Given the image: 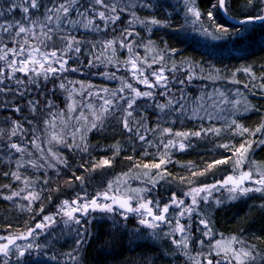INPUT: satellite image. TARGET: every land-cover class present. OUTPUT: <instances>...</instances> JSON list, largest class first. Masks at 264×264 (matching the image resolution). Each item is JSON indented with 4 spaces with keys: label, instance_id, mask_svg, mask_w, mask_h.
<instances>
[{
    "label": "trees",
    "instance_id": "16d2710c",
    "mask_svg": "<svg viewBox=\"0 0 264 264\" xmlns=\"http://www.w3.org/2000/svg\"><path fill=\"white\" fill-rule=\"evenodd\" d=\"M0 2L6 3L7 0H0ZM132 2L136 4V7L127 13H122L121 19L114 25L109 24L107 28H104L103 22L97 20L96 23L100 24L103 30L88 31L79 27L74 31L73 34L83 42L84 46L80 54H70L73 58L68 61L67 67H77L80 68V71L48 74L47 79L44 78L43 72L38 71L40 75L30 72L35 81L30 84L28 83L29 76L16 72L15 78L24 80L27 86L24 96H17L15 92L18 88L23 89L24 85H16L14 80H5L3 87H10L13 91L0 94V145H6L9 142L8 137L13 121H17L23 128V132L17 130V135L21 136L26 133L27 141L23 145L31 146V138L34 133L43 131V135H48L51 132L49 128L45 127L46 120L50 121L56 114L60 117L63 116V108L69 95L72 94L70 98L74 97V100L82 97L83 102L81 103L85 101L91 103L87 98L88 90L114 88L115 82L108 79L110 74L114 73L121 78H126L125 82L132 84L135 78L133 74H128L130 64L126 63L131 59L127 52L130 50L120 46V41L124 36H127L125 44L132 45L130 53H137L148 67L151 65L145 70V75L157 69L159 62H169L170 65L167 64V67L174 65L176 72H179L180 76L185 79L183 85L185 96L198 97L199 93L209 91L214 85L210 84L215 81L214 77L226 79L237 75L239 79L237 81H243L245 68H250L255 77L251 76L250 84L264 85V22L259 25H251L253 28L248 35L238 38L235 36L238 27L230 25L222 18L218 6L213 7L217 0H195V7L201 13L199 23L204 28L221 33L223 31H218L217 26L228 29L227 32L222 33V35L226 34L228 39L208 43L188 31L190 25L194 24L191 23L193 19L183 12L181 5H176L177 3L174 1L144 0V3L149 5L148 7H144L141 0H132ZM81 3L87 5L89 0H81ZM251 7H254V11L243 12L246 8ZM263 8L264 0H253L252 4H249L248 0H227L226 13L231 18L241 20L262 15ZM133 11L136 14L135 17L131 15ZM209 11L213 12L215 25L208 19ZM21 15L17 12L16 19H20ZM151 19H156L161 23L158 25L147 23ZM199 23H195V25H201ZM128 32L131 35H128ZM4 41L9 48L14 46L11 38L7 35L4 36ZM107 41H114V43L111 48L105 49ZM54 46H59V41H56L55 45L52 42H47V47L41 45V48L44 51H50ZM97 56L99 59H95ZM22 58L16 57L18 60ZM11 59H13V55L9 53L7 60ZM89 60L93 61L94 67L87 66ZM123 63L126 64L125 67H123ZM181 65L189 67L190 71H179L178 68ZM53 66L57 67V64L54 63ZM0 67L4 68L6 74L11 72L5 61H0ZM32 67L39 69L38 65H32ZM189 72H192L195 77L190 82L186 79ZM106 73L107 75H105ZM137 75L139 77L138 73ZM61 83L65 84V89L59 87ZM174 90L172 96L181 94L177 88ZM248 98L254 107L251 106L252 109L247 114L238 116L237 123L240 124L241 129L252 131L263 122L264 100L261 97ZM29 101L38 102L35 113L30 110ZM49 101L51 102L50 108L46 107ZM13 104L20 107L19 113L12 110ZM100 107L98 102L92 103L91 106L83 110V115L90 119V113L99 114ZM106 114L108 116H102V124L98 123L96 130L90 132L84 130L87 151L74 149L70 155L69 153H60L65 155L66 164V167L61 170L60 177L67 180V185H61L58 190L52 184L50 188H45L49 195H46L41 203H35L33 212L29 215L17 213L16 209L9 204L7 197L21 187V184L12 175L15 172L17 156L12 158V156L2 154L7 148L0 147V228L18 235L37 220L33 216L35 210H39L40 206H46L45 212L48 210L47 204L50 196H52L54 204L68 199V196L70 199L75 198L74 200H76L80 196L76 193L79 185L76 177H81L85 170H89L95 164L99 165L102 160H109L112 165L106 173L107 176H115L120 173L139 175L144 173L141 170L145 169L143 165L159 163L160 159L165 158L167 162L162 170L166 176L181 179V176L186 175L189 177L188 183H191L195 180L193 173L208 171L209 164L226 157V152L220 147L221 140L223 141L226 137L224 135H220V137L208 136L207 144L186 145L185 150L182 151H177L172 147L165 149L164 144L166 143L163 140L160 141L162 138L157 134L159 128L155 132L144 133L147 140L151 141V144H148L139 141L134 134L123 129L120 123L121 112H107ZM141 114L143 116L145 114L144 117L148 123L147 129L157 128L159 124L156 121L157 115L154 110L141 109L135 113L137 118ZM179 118L172 123H167L165 128L171 129L173 134L176 132L192 133L201 131L209 125H206L203 120ZM70 133L74 134L75 129H71ZM17 135L12 138L16 142L19 141ZM261 141H264V134ZM7 151L12 152L13 150L7 149ZM115 153L117 156L113 157ZM254 158L259 163H264V143L254 145ZM34 176L43 177L44 175L43 173H34L30 174L28 178ZM69 186L72 188L70 192L67 190ZM85 189L84 197L92 199L94 194L100 190V185L94 183L93 186H85ZM263 202L264 199L257 196L237 202H228L210 212L207 222L216 233L248 242L250 246L254 247L255 254L260 255L264 264ZM112 206L113 210H120L116 206ZM133 218L131 215L130 220L124 226L107 220L93 222L89 236L82 242L76 254L79 264H177L176 253L170 247L169 242L165 240L160 243L140 242L133 238L135 237ZM129 228L132 231H129Z\"/></svg>",
    "mask_w": 264,
    "mask_h": 264
},
{
    "label": "rangeland",
    "instance_id": "374dc122",
    "mask_svg": "<svg viewBox=\"0 0 264 264\" xmlns=\"http://www.w3.org/2000/svg\"><path fill=\"white\" fill-rule=\"evenodd\" d=\"M172 1L177 3L176 5H181L183 12H186L189 17H191V19H195V17L188 12V7L191 5H186L185 0ZM250 11H254V7L246 8L243 12ZM255 24L256 23H247L239 26L235 36L238 38L245 37L248 35L249 31L252 30L253 26L251 25ZM203 28L204 27H201V25L197 26L195 24H191L188 28V31L193 32L199 39H203L208 43L219 40L225 41L227 38L226 34L222 35L223 32H215L214 30H208V32H205ZM127 52L131 59L136 60L137 57L139 58V60H136L137 66L145 73V70H147L149 67L147 64H145V62L143 64L139 62L140 60L144 61L143 58L135 52ZM167 64H169L167 61L163 63L159 62V67L150 71V73L146 76L151 80L153 71L159 72L160 69L163 68L164 74L168 76L170 80L174 79L178 81L180 79H184L182 76H180L179 72H176V68L174 71H170V69H173L172 66L174 65L167 67ZM125 66L126 64L123 63V67ZM29 68H33L32 65H30ZM130 69L131 65L128 68V74L132 75L133 73ZM178 69L179 71H190V68H187L185 65H181ZM37 71L42 73L43 69L39 68ZM66 72L68 71H65V73ZM243 76L245 77L243 81H237L239 80L237 75L234 77H227L226 79L214 77L215 81L210 83L214 85L209 91H203L199 93L198 97L186 95V99L183 101V103L186 105V109L185 114L182 117L179 114H169L167 111L165 113H160L154 107V104L151 101L145 99H137L136 101V112L140 111L141 109L154 110V113L157 115L156 121L159 124V132L157 134H159V136L162 138L160 141L163 140L165 143H167L168 140H173L175 146H172V148L176 149L177 151H182L179 149L180 142H183L187 146H193L196 143L207 144L208 136H226L223 141L221 140V145H227L228 148L226 149L225 147L220 146L221 149L226 152L225 159L221 160H226V163L216 164L210 170L204 171L203 175H194L195 180L191 183H188L189 177L186 175L181 176V179L166 176L162 170L164 165H162L161 169L159 170L163 175V178H161L160 175H157L158 170L154 168L141 169L144 171V173L139 175L136 173H120L115 176H107L106 173L112 166L111 162L107 166L97 167L98 164H95L94 166L90 167L89 170L87 169L83 174H81L82 179H76L79 184L76 193L80 195L79 197L83 198V200H79L78 203L91 200L84 197V191H86L85 186H93L94 183H98V185H100V190L94 194V197H100L101 203L109 204L108 200H104L102 198V195L107 193L109 197L115 196L117 199H127L131 203L132 208L138 207L140 203H148L151 201V203L148 204V207L152 209L154 214L159 213L164 205H169L167 221H170V223L166 221L165 223L160 224L159 228L155 229V232L158 234L157 236H153L151 234L153 232L152 229L146 228L139 223L140 219H149L145 210L141 209L140 213L134 212L132 216L134 217L133 221L135 222L133 231L135 237L133 238L140 242L160 243L163 240L169 242L170 247H172L176 253L175 257L178 259L177 264H209V261H211L212 264H236V261L231 258V252L226 254L224 249L228 247L229 242H231V249L233 250L240 247L249 248V243L245 242L243 239H238L232 236H224L216 233L210 228L209 224L208 225L211 229V232L207 237H205L204 233L208 231V229H205L200 221L205 220L207 222V217L210 212L228 202H237L256 196L262 197L264 199V193L258 192H251L243 196L239 195V193H236L234 194L236 198L230 199V196L233 194L230 193L228 189L233 185L229 183L221 187V184L228 177L231 176L237 178L244 172H249L251 174V179H249L250 183L248 185H244L243 187H257L258 185L253 184L252 180L259 178L257 173L264 172V163H259L254 158V145L256 146L261 143V138L264 134V131L255 132L254 129L252 131L243 132L241 128L237 129L236 127V125L239 124L237 123V117L242 114H247L252 109L251 106L253 105L251 102H249L248 97H261L264 100V89H262L261 85L250 84L252 78L248 73L243 72ZM134 78L135 80L131 84L133 87L139 90L142 89L140 91H149V89H147L143 84L137 83V79L142 78H139L137 74ZM108 79L112 82H115V87L109 90L103 88L88 90L87 98L91 103H88V101L81 103L83 102L82 97L76 98L74 100V97L70 98L72 94L69 95V98L67 101H65L63 116L60 117L58 114H56V116L50 120L51 123L48 128L51 132L48 135H43V131L36 132L33 134V138H31L32 141L37 136L40 137L37 143L40 145V148L43 149V153H41L40 148H37L32 144L31 146L26 145V152L24 154V167H18L16 163L17 160H15V173L20 176L19 180L16 178L15 180L21 184V187L16 192L20 193V195L13 196L12 193L8 196L11 197V199H8V197L7 199L9 200V204L16 209L17 213L25 215L32 213L34 204L41 203L44 198H46V195H49L45 188H50L51 184L52 186H56L57 190L61 185H67V180L63 177H60L62 173L61 170L66 167L65 155L60 153H69L70 155V152H72L74 149L77 151L82 149V147L86 144L84 139H81L82 135L83 137L85 136L83 133L84 130L86 129L87 132H90L88 131V128L91 127V122L97 115L100 114V111L99 114L90 113V119H87L86 116L83 115V110H85L86 107L91 106V104L95 102H98L100 105H102L104 98L112 99L114 105H116V110L110 108L108 112H121L122 117V108L126 107V103L124 100H119L120 93L118 90L123 87V83L125 82L126 78H121L116 74L114 76L110 74ZM242 82L243 84H241ZM245 85H247V87H245ZM171 86L173 89H180L181 87L184 88V86H181L178 83H172ZM160 91H163V89H156L157 95L155 99L163 103L165 98L158 95ZM89 93H91V95H89ZM124 94L126 96L130 95L128 89H124ZM180 95L173 97L179 98ZM69 105H71V109L69 108ZM104 116H108V114L104 113L103 117ZM190 116L193 118H189ZM178 117L183 119L189 118L190 120H203L206 125L209 124L206 126V128H203L207 134L205 135L204 131H202L200 137L190 135L187 139L174 137L172 132L170 134L161 135V130L165 128V125L167 123L174 122ZM233 121H235V123H233ZM262 123H264V119ZM147 124L148 123L145 120L146 128L148 127ZM71 129H75L74 134L70 133ZM77 129H79V131H77ZM96 129L97 128H93L92 130ZM210 129H219V132L217 133L215 131H209ZM53 133L56 134L58 138H60L59 143H57L55 140H52L51 143L48 142L51 140V135ZM252 133L255 134L253 135ZM145 134H148V132H145ZM17 136L19 139L18 143L24 144L27 141L25 137L27 136L26 133L21 136L18 134ZM235 141H237L236 145ZM245 142L251 143L252 147L247 152L243 162L237 166L236 161L238 157L233 156V151L238 149L240 145ZM77 145H79V147ZM185 148L183 150H185ZM49 149L55 153V156L48 155ZM5 150V153L2 154H6L10 157L12 156V158L16 156L17 159L20 158V154L16 153L14 150L12 152H8L7 149ZM28 152H31L32 155L28 156ZM42 154L53 165V167H48L47 164H45L44 160L40 158ZM115 156H117L116 153L113 154V157ZM29 160L35 161L38 166L33 167L28 163ZM34 173H43L44 176H34L32 178H28L30 174ZM145 173H147V175H145ZM153 178L155 181H158L155 183V186H153ZM211 185H215L216 187L210 189V194L209 192H201L198 196H196L197 204L193 206L192 189L203 188L205 186ZM70 189L72 188L69 186L67 189L68 192H70ZM33 192L38 195V199L31 200V202L28 199H23L24 196H27L29 193ZM173 194H175L177 202L179 200H183L184 204L180 205V207H177L175 204H173ZM205 195L208 196L207 202L201 199V197ZM74 199L75 198L70 199V196H68V199L54 204L52 202L53 198L50 196L48 201L49 203L47 204L48 210L45 212L46 206H40L39 210H35L33 216L37 220L30 224V226L24 232L18 235L11 233L7 229L0 228V244H5L8 242L7 239H4L6 237H11L15 240V243L10 246L9 255L7 257L3 256V254H0V264H5V261H7V264H79V260L76 255L82 244L81 243L79 246H77V240L81 239L79 233H84V241L89 236V233L91 232L90 227L95 221L107 220L111 223L124 226L130 220L131 215L120 208V210L114 209L111 213L101 211H89L87 215L75 213L77 218L80 219L81 224L78 225L71 221L65 224L64 220H66V217H63L62 213L61 215L55 214L57 213V209L61 207L64 201H68L70 206H74L71 205V201ZM188 207H194V210L190 213L184 212V214L181 215L182 210ZM45 216H54L56 223L44 230L36 229V224L42 223ZM125 217H127V219H125ZM177 219H179L180 223L185 226V232L183 235L187 237V249H183L182 246L177 247L172 243L173 240L181 241L182 238L181 233L173 232ZM29 229L34 230L31 236L28 235ZM129 231H132V229L130 230L129 228ZM165 233H169V235H165ZM21 235L26 236L27 238L16 239V237ZM238 241H242L243 244L241 245L238 243ZM217 242H219V244H217ZM27 244H32L33 248L31 250H25V245ZM37 245H39V247H36ZM213 245L217 246L213 247ZM17 248L25 250V255L22 257L19 256ZM70 253L71 256L69 255ZM254 255L256 256V259L253 264H263V260L260 259V255H256L255 252ZM72 256H74L75 259H72ZM52 257H55V259H52Z\"/></svg>",
    "mask_w": 264,
    "mask_h": 264
},
{
    "label": "snow or ice",
    "instance_id": "6c2138e0",
    "mask_svg": "<svg viewBox=\"0 0 264 264\" xmlns=\"http://www.w3.org/2000/svg\"><path fill=\"white\" fill-rule=\"evenodd\" d=\"M249 4H252L253 0H248ZM141 4L144 7H148L149 5L147 3H144V0H141ZM186 5H191L188 7V12L195 17V19L192 21V23H197L201 21V13L196 9L195 7V0H185ZM219 7L220 9H227V0H217V5H214L213 7ZM136 4L132 2V0H89V3L87 5L82 4L81 0H7L6 3L0 2V61H5L7 66L11 69V72L5 73V70L3 67H0V94H6L7 92L13 91V89L3 87L5 84V80H14L16 85H24L25 87L23 89H16V95L17 96H24L25 91L27 90V86L25 84L24 80L15 78V73L20 72L25 76H29L28 83H34L35 81L32 79V76L30 75V72L34 75H40V73L37 71L36 68H29V65H38L40 69H43L44 78H48V74L50 73H57V72H65V71H72L77 72L80 71V68L67 67L68 61L72 59V55L70 54H80L82 51V47L84 46L83 42L77 38V36L74 33L76 29L79 27H83L84 29L88 31H101L103 30L101 28L100 24H97L96 21H102L104 28H107L109 24H116L118 20L121 19L122 13H127L130 11V9L135 8ZM19 12L21 13V18L16 19L15 14ZM74 14V15H73ZM131 15L135 17V12H131ZM208 19L212 21L213 25H215V20L213 16V12H208ZM254 20H260L264 21V15H259L256 17H248L245 20H241L240 23H251ZM131 23V22H130ZM147 23L158 25L161 22L156 19H151L150 21H147ZM163 26V25H162ZM201 27L203 25L201 24ZM38 30V31H37ZM205 32H208L207 28H203ZM218 31L227 32L228 29L226 28H220L217 26ZM127 32V29H125ZM7 35L11 38V42L14 45L13 47L9 48L7 44L4 41V36ZM128 35H131L130 32H128ZM127 40V36H124L123 40L120 41V46L122 48L127 47L131 51L132 45L125 44L124 41ZM32 41H35V43H32ZM56 41H59V46H54L52 50L50 51H44L41 48V45H43L45 48L47 47V42H52L53 45L56 44ZM114 41H107L105 42V49L111 48ZM18 45V47H16ZM95 46L93 45V48ZM30 49V50H29ZM11 53L13 55V59L10 61L7 60V57ZM26 53V55H25ZM59 53V55H58ZM16 57H23L22 59H16ZM95 59H99V57H95ZM136 60H139L137 57ZM136 60L129 59L126 61V63L131 65V71L133 73V76L135 77L136 74H139V77H142V79H137V83L143 84L149 91H140L139 89L133 87L130 83L124 82L123 87L118 90L120 93L119 100H124L126 103V107L122 108V117L120 119V123L122 124L123 129L130 133L134 134L135 137L141 141L148 144H151V141H148L146 138L145 132L151 131L155 132L159 128V125H157V128L154 129H147L145 127V120L143 115L141 114L139 118H137L134 113L136 112V101L137 99H145L148 101H151L154 104V107L160 112L165 113L166 111L169 114H179L183 115L185 114L186 105L183 103V101L186 99V96L183 92V87L178 89V91L181 92V95L179 98H174L171 94L175 91L173 87L171 86L172 83H178L179 85L183 86L185 84V79L180 80H170L168 76L164 74V69L161 68L159 72L153 71L152 73V79L150 80L144 73V71L140 68H138ZM111 62V61H109ZM141 64L144 63V61H139ZM58 64V68L54 67L53 64ZM88 67H94L95 64L92 60H89ZM151 67V65H149ZM175 66H173V69H170V71H174ZM244 71L248 73L250 76H253V73L250 68H245ZM107 75V73L105 74ZM115 75L114 73L112 74ZM235 75V74H233ZM194 77V74L192 72H189L186 79L190 82ZM253 78H255L253 76ZM237 82V81H233ZM61 89H65V84L61 83L59 85ZM247 87V85H245ZM262 89H264V85L261 86ZM124 89H128L130 95L124 94ZM156 89H163V91H160L158 93L159 96L164 97V102L157 101L155 99L157 92ZM106 91V90H105ZM91 95V93H89ZM115 95V94H113ZM5 104H7V101H5ZM30 110L35 113L37 111L38 102L29 101ZM12 110L19 113L21 111L20 107L18 105L13 104ZM46 107H51V102L49 101L48 105ZM69 108L71 109V105H69ZM116 110V105H114V102L112 99H103V104L100 107V114L97 115L94 120L91 122V127L88 128V131H91L93 128H96L98 126V123L102 124L101 117L104 113H107L109 109ZM193 118V117H189ZM50 121H45V127L46 129L50 125ZM235 123V121H233ZM237 129H240L241 126L239 124L236 125ZM17 130L20 132H23V128L21 124L17 121H13L11 133L8 137V143L6 145H0V147H6L8 150H14L16 153L20 154V158L17 159L16 163L18 167H24V154L26 152V147L22 143H18L14 141L12 138L17 135ZM79 131V129H77ZM202 131H196L192 133L188 132H176L174 135L177 138H184L187 139L190 135L200 137L202 134ZM209 131H215L219 132V129H210ZM243 132L249 131L248 129H242ZM264 131V123H262L259 127L255 129V132H262ZM171 129L169 128H163L161 130V135L164 134H170ZM204 134L206 135L207 132L204 131ZM253 135L255 133H252ZM40 139V137H36L31 141V144L37 148H40V145L37 143V141ZM81 139H84L83 135ZM52 140H55L57 143L60 142V138L56 134L51 135V140L48 142L51 143ZM261 143H264V141H261ZM79 147V145H77ZM175 146L173 140H168L166 144H164L165 149H168L169 147ZM222 147L228 148L227 145H221ZM186 147V145L183 142L179 143V149L183 150ZM252 147L251 143L245 142L240 145L238 149H235L233 151V156H237L238 159L236 161L237 166L243 162L247 152ZM83 151H87V145L85 144L82 147ZM41 153H43V149L40 148ZM28 156H31L32 153L28 152ZM48 155L55 156V153L52 152L51 149H49ZM166 155V154H165ZM42 160H44L45 164H47L48 167H53V165L44 157L42 154L40 157ZM166 159L162 158L160 159L159 163L154 164H145L143 165L146 169H157V175H160L161 178H163V175L160 173L161 166L166 163ZM226 160H219L215 161L213 164L208 165V169L210 170L212 167H214L216 164L226 163ZM29 164H31L33 167H37L38 165L35 163V161L29 160ZM110 164L109 160H102L99 166H107ZM43 166V165H40ZM203 175V172L201 173H193V175ZM13 176L17 180L20 179V176L17 175V173H12ZM147 175V173H145ZM259 176L258 179L252 180V183L255 185H258L257 187H243V181L251 179V174L249 172H244L241 174V176L238 179H235L233 177H228L222 184L221 187L224 185H227L231 183L233 186L228 189L230 193L233 195L230 196V199H235L236 193H239V195L243 196L251 192H258V193H264V172L257 173ZM76 179L80 180L81 177H76ZM158 181H155L153 178V186H155V183ZM27 186V182H26ZM111 187V186H110ZM215 185L211 186H205L203 188H194L192 189V205L195 206L197 204L196 196H198L201 192H209L210 189L215 188ZM23 191V190H22ZM139 191V190H134ZM13 196L20 195V193L14 192L12 194ZM38 195L36 193H29V195L24 196L23 199H28L30 202L31 200L38 199ZM102 198L104 200L109 199V196L107 193H104L102 195ZM8 199H11V197H8ZM111 199L114 202H117V198L115 196L111 197ZM201 199H203L205 202L208 200V196H202ZM79 200H83L82 197H78L76 200L71 201L70 206L68 201H64L60 208L57 209V213L55 215H61L63 217H66V220H64V223L67 224L69 221L75 223V224H81V221L75 213H80L81 215H87L89 211H101V212H108L111 213L113 211V206L111 204L101 203L100 197H94L91 200L84 201L82 203H78ZM151 203L149 201L148 203H140L138 207L132 208L127 199H123L118 201V205L120 208H122L125 212H137L140 213L141 209H144L147 217H150L151 219H140L139 223L149 229H152L153 232L151 233L153 236H157L158 234L155 232V229L159 228L160 224L165 223L167 221V213L169 211V205H164L163 208L160 210L159 213H153L152 209L148 207V204ZM172 203L175 204L177 207H180V205L184 204L183 200H179L177 202V198L175 194H173L172 197ZM194 210V207H188L182 210L181 215L184 214V212H191ZM127 219V217H125ZM170 223V221H167ZM56 223V220L54 219V216H45L44 221L42 223L36 224V229H47L54 225ZM200 223L204 226L205 229H208L204 233L205 237H207L211 229L209 228L208 223L205 220H201ZM34 230L29 229L28 235L31 236ZM173 232L181 233L182 238L181 241L173 240L172 243L176 245L177 247H181L183 249L188 248L187 244V237L184 236L185 232V226L180 223V220H176L175 228L173 229ZM81 239L77 240V246H79L83 242V236L84 233H79ZM165 235H169V233H165ZM26 236H19L16 237V239H26ZM4 239H7V243L0 244V254H3V256L7 257L9 255L10 246L15 243V240L11 237H6ZM241 245L243 244L242 241H238ZM219 244V242H217ZM217 245H213V247H216ZM36 247H39L37 245ZM33 248L32 244L25 245V250H31ZM25 250H21L17 248V251L19 253V256L25 255ZM225 253L231 252V258L236 261V264H253V262L256 259V256L254 255V247L250 246L249 248L240 247L237 249H231V242H229L228 247L224 249ZM71 256V253L69 254ZM52 259H55V257H52ZM72 259H75L74 256H72ZM5 264H7V261H5ZM209 264H212L211 261H209Z\"/></svg>",
    "mask_w": 264,
    "mask_h": 264
},
{
    "label": "water",
    "instance_id": "95a60500",
    "mask_svg": "<svg viewBox=\"0 0 264 264\" xmlns=\"http://www.w3.org/2000/svg\"><path fill=\"white\" fill-rule=\"evenodd\" d=\"M218 10H219V13H220V15L222 16V18L227 22V23H229L230 25H232V26H236V27H239V26H242V25H244V24H247V23H244V24H242V23H240V21L241 20H245V19H241V20H237V19H234V18H231V17H229L228 15H227V13H226V10H224V9H220L219 7H218ZM262 15H264V8H263V11H262ZM247 19V18H246ZM263 21H260V20H254L253 22H251V23H256V24H260V23H262ZM235 180V179H234ZM249 182H250V180H244L243 181V184H242V186H244V185H247V184H249ZM111 197H113V196H111ZM111 197H109V199H107L108 201H110V202H112V203H114L115 205H116V207H119V205H118V201H120L121 199H117V202H114L112 199H111ZM128 203H129V201H128ZM111 204V203H110ZM129 205H130V203H129ZM75 206V205H74ZM131 206V205H130ZM120 208V207H119ZM128 214H132L133 212H127ZM81 215V214H80ZM150 218V217H149ZM151 219V218H150Z\"/></svg>",
    "mask_w": 264,
    "mask_h": 264
},
{
    "label": "bare ground",
    "instance_id": "6f19581e",
    "mask_svg": "<svg viewBox=\"0 0 264 264\" xmlns=\"http://www.w3.org/2000/svg\"><path fill=\"white\" fill-rule=\"evenodd\" d=\"M246 19V18H245ZM238 20V19H237Z\"/></svg>",
    "mask_w": 264,
    "mask_h": 264
}]
</instances>
